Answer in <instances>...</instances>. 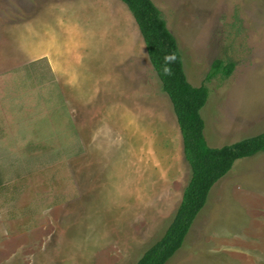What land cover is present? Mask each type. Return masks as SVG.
Instances as JSON below:
<instances>
[{"label": "rangeland", "instance_id": "obj_1", "mask_svg": "<svg viewBox=\"0 0 264 264\" xmlns=\"http://www.w3.org/2000/svg\"><path fill=\"white\" fill-rule=\"evenodd\" d=\"M152 2L188 82L208 89V144L263 134L264 0ZM216 60L234 69L206 81ZM190 178L173 106L125 4L0 0V264H136ZM190 237L167 264L219 263L191 251Z\"/></svg>", "mask_w": 264, "mask_h": 264}, {"label": "trees", "instance_id": "obj_2", "mask_svg": "<svg viewBox=\"0 0 264 264\" xmlns=\"http://www.w3.org/2000/svg\"><path fill=\"white\" fill-rule=\"evenodd\" d=\"M126 5L136 22L149 61L162 90L167 94L183 140V153L191 169V178L177 213L163 237L151 246L136 264H167L181 249L196 217L204 208L212 188L232 170L234 164L264 152V134L221 148L208 146L201 111L208 101L203 84L192 86L183 68L175 37L168 30L161 11L152 0H119ZM234 64L213 62L206 81L218 75L229 77Z\"/></svg>", "mask_w": 264, "mask_h": 264}, {"label": "crops", "instance_id": "obj_3", "mask_svg": "<svg viewBox=\"0 0 264 264\" xmlns=\"http://www.w3.org/2000/svg\"><path fill=\"white\" fill-rule=\"evenodd\" d=\"M254 124L257 122H249V126ZM255 136L258 134L252 137ZM212 141L215 144V140L212 139ZM206 142L208 144L207 140ZM213 145L208 144L211 148H218ZM246 175L248 183L244 182ZM260 175L264 177V152L237 161L227 176L210 191L207 202L196 217L180 251L185 247L186 239L191 235L190 245L194 247L191 251H199L206 257L218 256V264H264V204L260 205V202L264 201L259 198V195L254 194V191L264 192V181L260 182ZM254 207H260L258 222L254 221L251 214ZM197 236L199 239L202 238L203 244L196 240ZM217 240L221 244H215ZM212 241L214 245L208 247V243ZM222 241H225V244ZM216 245L221 255L215 252Z\"/></svg>", "mask_w": 264, "mask_h": 264}]
</instances>
